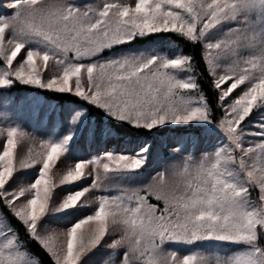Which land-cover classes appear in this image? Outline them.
<instances>
[{"label": "snow or ice", "instance_id": "6c2138e0", "mask_svg": "<svg viewBox=\"0 0 264 264\" xmlns=\"http://www.w3.org/2000/svg\"><path fill=\"white\" fill-rule=\"evenodd\" d=\"M0 90V264H264V0H0Z\"/></svg>", "mask_w": 264, "mask_h": 264}, {"label": "rangeland", "instance_id": "374dc122", "mask_svg": "<svg viewBox=\"0 0 264 264\" xmlns=\"http://www.w3.org/2000/svg\"><path fill=\"white\" fill-rule=\"evenodd\" d=\"M2 91V90H0ZM9 96L14 95L13 104L15 107V110L18 112L23 127L25 128V131L32 132L33 134L37 135H47L50 134L53 129H56L59 131V133L63 134L66 131L67 124H66V113L64 111H61L59 115H57L56 112H50L48 110L49 105H55L58 108H60L62 105L55 104L54 102H48L40 98L39 96L31 93V92H21L18 94H6ZM28 97H39L42 103H34L31 99ZM68 105H65V107ZM175 131L170 130L169 132L165 133V136H176L178 133H174ZM175 134V135H174ZM163 137V136H162ZM171 137H167L169 147H171ZM165 139H159L158 144L155 143L154 152L158 154L161 157H164L167 159L169 157V147H164V144L162 141ZM115 141H105L100 140L99 136H97L95 139L91 138H85V136L81 135L77 138V144L76 147V154L78 155H87L89 150H96L98 148H102L105 146H113L115 145ZM175 159V158H174Z\"/></svg>", "mask_w": 264, "mask_h": 264}, {"label": "trees", "instance_id": "16d2710c", "mask_svg": "<svg viewBox=\"0 0 264 264\" xmlns=\"http://www.w3.org/2000/svg\"><path fill=\"white\" fill-rule=\"evenodd\" d=\"M185 51L186 52H191L193 55H195V50L194 49L185 48ZM205 91L207 92L209 100L210 101L213 100V98H214L213 93L209 89H207V86H205ZM21 92H31V93L39 96L40 98H42L45 101L54 102L55 104H59V105H62V106L69 105V103H70L69 98L67 97L66 94H64V95H62V94H54V93H50V92H47V91H44V90L31 89V88H22V89H13L10 93L16 95V94L21 93ZM10 93H8V94H10ZM95 118L96 117H95L94 114L89 117L90 120L91 119H95ZM170 130L171 129H169V128H165L161 132L154 133L153 137H151L150 139L153 140L155 143L157 142V144H158V140L159 139L162 138V139L166 140L167 137H171V135L170 136L166 135V137H164L165 133L169 132ZM174 133H176V132H174ZM128 135H131V133H128ZM100 140L102 141V139H100ZM162 141H164V140H162Z\"/></svg>", "mask_w": 264, "mask_h": 264}]
</instances>
